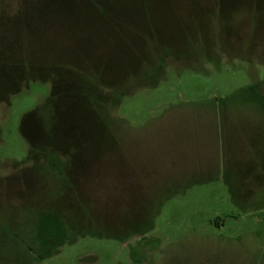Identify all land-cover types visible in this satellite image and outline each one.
<instances>
[{
    "label": "rangeland",
    "instance_id": "obj_1",
    "mask_svg": "<svg viewBox=\"0 0 264 264\" xmlns=\"http://www.w3.org/2000/svg\"><path fill=\"white\" fill-rule=\"evenodd\" d=\"M0 84V264H264V0H0Z\"/></svg>",
    "mask_w": 264,
    "mask_h": 264
},
{
    "label": "trees",
    "instance_id": "obj_2",
    "mask_svg": "<svg viewBox=\"0 0 264 264\" xmlns=\"http://www.w3.org/2000/svg\"><path fill=\"white\" fill-rule=\"evenodd\" d=\"M101 65H102V63H101ZM2 81V80H1ZM1 86L3 85V84H0ZM15 85H7V86H5V87H2L4 90H5V95H8V97L11 95V94H14L17 90H16V88L14 87ZM91 92V91H90ZM96 91H95V93L94 92H92L91 94H93V95H90V98H91V100L92 101H95V96H97L96 95ZM51 100H47L46 101V103H45V105L43 104V107L46 109V110H49V111H52L53 110V108L54 107H56V103H55V101L52 99V98H50ZM97 100L98 101H100V99H99V96H97ZM94 104H96L95 102H93ZM105 104V100H104V102L101 104H98V107H101V109H102V106ZM53 106V107H52ZM34 112V111H33ZM32 112V113H33ZM48 161H49V163H50V165H51V163L53 162V159H51V158H48ZM52 168V170H58V172H59V174H60V176H63V173L61 172V170H62V167H61V164L59 165V168H58V166H57V168H55V169H53V167H51ZM50 168V169H51ZM53 212H55L56 214H60L58 211H55V210H52ZM61 215V214H60ZM59 215V216H60ZM67 226V225H66ZM71 227L72 228V225H70V224H68V226L67 227ZM70 227H69V229H70ZM17 238H19V235H15ZM27 239H29L26 243L28 244V249L29 250H33V248H32V246L30 245L31 244V240H30V237L29 238H27ZM53 252V250H50L47 254H51Z\"/></svg>",
    "mask_w": 264,
    "mask_h": 264
}]
</instances>
